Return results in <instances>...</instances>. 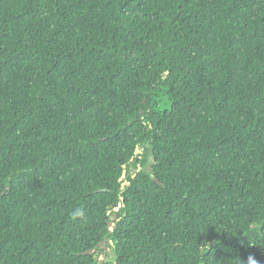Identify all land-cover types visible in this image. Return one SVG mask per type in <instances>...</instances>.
Listing matches in <instances>:
<instances>
[{
	"label": "trees",
	"instance_id": "1",
	"mask_svg": "<svg viewBox=\"0 0 264 264\" xmlns=\"http://www.w3.org/2000/svg\"><path fill=\"white\" fill-rule=\"evenodd\" d=\"M250 255L264 0H0V264Z\"/></svg>",
	"mask_w": 264,
	"mask_h": 264
},
{
	"label": "clouds",
	"instance_id": "2",
	"mask_svg": "<svg viewBox=\"0 0 264 264\" xmlns=\"http://www.w3.org/2000/svg\"><path fill=\"white\" fill-rule=\"evenodd\" d=\"M247 264H258L257 260L255 259L254 256H249L247 259Z\"/></svg>",
	"mask_w": 264,
	"mask_h": 264
},
{
	"label": "rangeland",
	"instance_id": "3",
	"mask_svg": "<svg viewBox=\"0 0 264 264\" xmlns=\"http://www.w3.org/2000/svg\"><path fill=\"white\" fill-rule=\"evenodd\" d=\"M107 252L109 253V250H108V249L106 250V252H105V253H107ZM98 260H103V256L99 257V259H98Z\"/></svg>",
	"mask_w": 264,
	"mask_h": 264
},
{
	"label": "water",
	"instance_id": "4",
	"mask_svg": "<svg viewBox=\"0 0 264 264\" xmlns=\"http://www.w3.org/2000/svg\"><path fill=\"white\" fill-rule=\"evenodd\" d=\"M138 153V151H136L135 152V154H137ZM125 177V172L123 173V176H122V178H124ZM111 244V243H110ZM102 248H104V247H102Z\"/></svg>",
	"mask_w": 264,
	"mask_h": 264
}]
</instances>
